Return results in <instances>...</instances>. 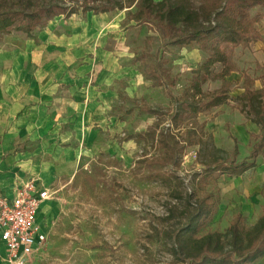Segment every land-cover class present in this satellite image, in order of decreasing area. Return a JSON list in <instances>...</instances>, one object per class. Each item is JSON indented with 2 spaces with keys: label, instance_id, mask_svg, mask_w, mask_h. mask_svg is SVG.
I'll use <instances>...</instances> for the list:
<instances>
[{
  "label": "rangeland",
  "instance_id": "obj_1",
  "mask_svg": "<svg viewBox=\"0 0 264 264\" xmlns=\"http://www.w3.org/2000/svg\"><path fill=\"white\" fill-rule=\"evenodd\" d=\"M122 1L126 6L131 4L130 0ZM205 1L210 0L192 3L200 10ZM57 3L76 4L73 0H0V11H30L37 5ZM90 4L98 3L91 0ZM137 11L132 4L105 16L80 10L72 21L65 16L50 19L56 22L58 33L67 31L76 36V56L56 55V68L66 80L63 84L81 74L92 85L105 87L107 95L97 100L94 108L77 107L70 91L56 97V117L64 118L56 119L55 129L73 128L77 122L68 118L80 113L81 132L85 130L81 140L70 137L65 141L59 131L49 137H21L14 150L0 158V175L5 181H34L51 193L40 216L46 240L23 264H173V243L163 232L183 219L189 195L197 202L207 192L216 194L217 213L202 233L218 230L225 234L238 208L249 226L264 214L263 157L257 159V167L239 176L223 175L216 186L207 183L203 172V161L214 152L233 158V136L239 143L238 160L251 151L250 133H257L259 127L241 111L239 97L244 91L243 72L254 79L255 87H264V55L258 53L264 49V39L248 47L232 46L237 70L226 78H216L223 68L216 63L202 82V93L195 97L194 70L209 56L211 47L176 44L181 30L164 31L157 16L139 22L133 17ZM257 13L263 15L255 23L262 35L264 7L254 8L248 16ZM13 33L22 34L23 40L28 38L23 32ZM98 50L101 58L95 52ZM82 67L86 68L84 73H80ZM173 79H177L176 86L171 85ZM219 90L228 91L226 103L210 110L190 107ZM174 112L180 114L178 122L172 120ZM158 129L175 134L179 143L175 159L156 138L146 135ZM130 136L134 138L128 139ZM198 136L204 142L194 143ZM156 157L165 160L162 173L172 178L180 197L176 198L163 177L151 175L143 163ZM171 209H175L173 217ZM225 239L229 237L225 235Z\"/></svg>",
  "mask_w": 264,
  "mask_h": 264
},
{
  "label": "trees",
  "instance_id": "obj_2",
  "mask_svg": "<svg viewBox=\"0 0 264 264\" xmlns=\"http://www.w3.org/2000/svg\"><path fill=\"white\" fill-rule=\"evenodd\" d=\"M73 1L76 4L70 6L57 3L37 5L30 11L15 9L0 11V37L15 31L23 32L38 44L40 43L38 31L54 16L63 15L69 18L80 10L83 14L92 12L94 15H99L114 10H124L135 4L138 8L133 14L135 20L142 22L157 16L164 31L181 30L175 39L176 44L184 46L197 43L211 47L209 56L194 70L195 97L202 93V82L212 74V68L216 63L223 64L222 70L214 75L216 78H226L237 70L232 60V46L248 47L252 42H258L262 38L255 23L259 22L263 15L257 13L250 18L248 14L258 6L264 7V0H210L205 1L200 10L193 6L192 0H130L131 4L128 6L122 0H95L98 3L96 6L90 4L91 0ZM242 76L244 91L239 97L241 111L246 114L248 120L257 124L259 131L250 133L252 148L249 155L242 160L237 159L239 143L233 136L232 159L214 152L210 158L203 161L205 180L207 183H213L214 186L223 175L239 176L257 167L259 157L264 158V87H255L254 79L247 72H243ZM176 83L177 79L171 81L172 86H176ZM228 99V91L219 90L211 93L201 104H191L190 107L195 111L210 110L226 103ZM146 109L152 111L150 108ZM179 117L178 112L172 114L174 122H178ZM146 135L156 138L173 159L178 155L179 143L172 130H150ZM133 138L130 136L128 139ZM202 142L204 139L200 136L194 141L197 144ZM143 163L151 175L156 178L163 177L162 181L172 189L176 198L181 196L178 190L173 189L172 178L162 173L165 166L164 159L149 158L143 160ZM262 193H264V185ZM192 199V195L186 199L187 206L182 210L183 219L172 229L163 232L164 236L173 243V264H262L264 214L255 224L249 226L243 211L238 208L225 234L218 230L202 233L217 213V197L213 191H210L197 202H193ZM175 209H171L170 217L174 216ZM225 235L229 237L228 240L225 239Z\"/></svg>",
  "mask_w": 264,
  "mask_h": 264
},
{
  "label": "crops",
  "instance_id": "obj_3",
  "mask_svg": "<svg viewBox=\"0 0 264 264\" xmlns=\"http://www.w3.org/2000/svg\"><path fill=\"white\" fill-rule=\"evenodd\" d=\"M107 13L99 15L105 16ZM60 16L63 15L56 18ZM74 17L77 15L69 17V21ZM55 24L54 20H50L48 26L38 33V44L29 37L23 40L22 34L18 33L5 35L0 42V158L5 152H12L14 143H19L21 137H49L59 131L65 141L70 137L81 140L85 130L81 132L80 113L68 118L69 121L77 122L73 128L64 131L55 129L56 119L61 121L64 118L61 114L56 117V97L69 95L66 91L72 92L77 107L94 108L97 100L106 98L105 87L92 85L81 74L70 79L71 82L66 85L63 84L66 80L62 79V70L56 68V55L71 59L78 54V48L74 42L75 34L67 31L58 33L54 29ZM262 35L264 39V33ZM17 39L22 40L18 42ZM259 43L256 42V45ZM258 50L264 55V49ZM100 51L95 52L101 58ZM104 55L108 60L107 54ZM85 70L82 67L80 73ZM56 77L60 80L56 81ZM15 184L14 180L5 181L0 175V188L3 190L9 191ZM0 264L9 263L0 260Z\"/></svg>",
  "mask_w": 264,
  "mask_h": 264
},
{
  "label": "built area",
  "instance_id": "obj_4",
  "mask_svg": "<svg viewBox=\"0 0 264 264\" xmlns=\"http://www.w3.org/2000/svg\"><path fill=\"white\" fill-rule=\"evenodd\" d=\"M50 189L37 182L0 188V260L23 264L46 240L41 212Z\"/></svg>",
  "mask_w": 264,
  "mask_h": 264
}]
</instances>
